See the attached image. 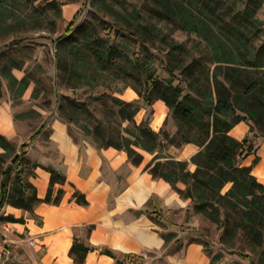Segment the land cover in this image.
<instances>
[{"label": "trees", "instance_id": "16d2710c", "mask_svg": "<svg viewBox=\"0 0 264 264\" xmlns=\"http://www.w3.org/2000/svg\"><path fill=\"white\" fill-rule=\"evenodd\" d=\"M147 2L157 22L172 24L175 29L199 38L200 43L194 52L185 43L176 41L172 34H164L153 22L124 27L125 32L139 38L143 44L155 45L163 36V41L171 46L167 54L169 67L172 72H179L185 87L175 85L172 80L161 81L144 67L149 75L148 91L135 89L140 99L133 101L118 97L112 100L118 107L119 118L129 123V127L123 133L116 131L110 138L100 131L98 138L102 144L99 147L125 151L137 166L144 164L142 151L153 155L145 170L154 179L168 182L183 199H191L194 213L205 217L220 231L221 252L214 256L207 252L214 264L219 258L224 259L225 254H237L252 264H264V184L253 172L261 158L256 157L251 165L245 164L246 157L256 152L257 139L264 140V21L258 14L264 0ZM17 7L18 3L13 0H0V30H11L9 20ZM68 36L81 44H94L93 52L102 68L119 65L117 60L123 56L119 47L106 44L88 24L76 26L71 22L61 38ZM11 69L4 67L2 73L10 81L11 89L23 96L29 79H17ZM157 100L169 108L168 117L174 120L173 132L165 128L155 132L149 120L141 124L136 121L135 117L143 109L142 101L152 106ZM244 121L248 122L254 139L246 137L240 141L231 134L232 129ZM189 143L200 148L191 161L176 160L163 152L168 147L183 148ZM21 151L19 153L16 144L0 133V207L10 204L35 216L34 207L39 203L59 205L63 192L59 190L54 199V188L65 184L67 178L48 168L51 173L48 195L45 200L39 199L24 167L30 166V160L26 159V152ZM191 164L196 166L194 171L190 169ZM13 175L12 189L9 180ZM179 183L185 188H180ZM75 197L77 203L88 205L80 192H76ZM5 220L24 221L13 216ZM92 229L93 226L89 227L88 234ZM207 243H204L206 251ZM91 250L76 239L70 256L75 263L83 264ZM104 253L115 258L111 250Z\"/></svg>", "mask_w": 264, "mask_h": 264}, {"label": "crops", "instance_id": "0c3cea01", "mask_svg": "<svg viewBox=\"0 0 264 264\" xmlns=\"http://www.w3.org/2000/svg\"><path fill=\"white\" fill-rule=\"evenodd\" d=\"M155 106L158 109L150 125L158 132L170 110L161 100ZM18 129L10 102L0 99V133L13 143L21 138ZM250 132L244 121L231 134L243 141L254 139ZM257 141L256 152L246 157L245 164L261 158L253 172L264 184V140ZM22 149L30 160L27 179L36 187L39 199L48 195V168L67 181L54 188V199L59 190L63 192L59 205L39 203L34 207L35 216L10 204L0 207V233L9 240L12 252L9 264H79L70 256L76 239L93 249L83 264H214L202 241L201 229L208 220L194 213L191 199H183L168 182L154 179L145 170L153 155L142 151L144 164L137 166L125 151L100 148L87 137L71 133V124L59 112ZM199 151L191 143L170 149L171 156L180 161H191ZM195 168L191 164L190 169ZM178 186L185 188L182 183ZM76 192L85 196L87 206L77 203ZM8 216L24 221L12 223L5 220ZM105 250L114 252L115 258Z\"/></svg>", "mask_w": 264, "mask_h": 264}, {"label": "rangeland", "instance_id": "374dc122", "mask_svg": "<svg viewBox=\"0 0 264 264\" xmlns=\"http://www.w3.org/2000/svg\"><path fill=\"white\" fill-rule=\"evenodd\" d=\"M13 1L18 3V9L13 10L14 16L9 20L11 30H0V99L8 100L14 109L21 138L13 143L19 153L23 144L30 145L31 135L57 112L70 121L71 133L87 137L98 147L102 144L98 138L100 131L107 138L113 137L116 131L123 133L130 124L121 121L112 100L118 97L133 101L140 99L135 89L148 91L149 75L144 67L161 81L172 80L175 85L185 87L179 72H172L169 67L167 54L171 46L163 41V36L155 45H149L124 30L129 25L157 23L164 34H172L176 41L195 52L200 39L175 29L172 24L157 22L151 16L152 6L147 0ZM258 14L264 21V6ZM73 21L76 26L88 24L106 44L119 47L123 55L117 60L119 65L104 69L97 62L94 44L78 43L71 36L62 39ZM4 67L12 68L11 72L19 80L29 79L23 96L11 89L10 81L2 73ZM141 104L143 109L135 117L136 121L151 123L158 109L156 102L152 106L143 101ZM168 116L165 112L167 124L162 128L173 132L174 120ZM170 149H165L164 154L171 155ZM147 159H151L150 155ZM24 167L30 170V166ZM14 175L9 180L12 189ZM208 223L201 229L202 241L208 242L207 252L214 256L221 252L220 231ZM224 256L229 260L219 258L216 263L252 264L237 254Z\"/></svg>", "mask_w": 264, "mask_h": 264}, {"label": "built area", "instance_id": "2783aa9c", "mask_svg": "<svg viewBox=\"0 0 264 264\" xmlns=\"http://www.w3.org/2000/svg\"><path fill=\"white\" fill-rule=\"evenodd\" d=\"M30 244L34 245L35 241L32 240ZM11 258L10 242L0 233V264H9Z\"/></svg>", "mask_w": 264, "mask_h": 264}]
</instances>
